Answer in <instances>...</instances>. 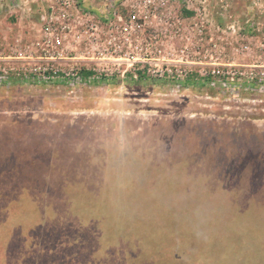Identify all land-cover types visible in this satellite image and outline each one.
Instances as JSON below:
<instances>
[{
    "label": "rangeland",
    "instance_id": "obj_1",
    "mask_svg": "<svg viewBox=\"0 0 264 264\" xmlns=\"http://www.w3.org/2000/svg\"><path fill=\"white\" fill-rule=\"evenodd\" d=\"M0 57V264H264V0H0Z\"/></svg>",
    "mask_w": 264,
    "mask_h": 264
},
{
    "label": "built area",
    "instance_id": "obj_2",
    "mask_svg": "<svg viewBox=\"0 0 264 264\" xmlns=\"http://www.w3.org/2000/svg\"><path fill=\"white\" fill-rule=\"evenodd\" d=\"M46 31H49V27L46 26L45 28ZM59 43V38L57 39V41ZM1 59V57H0ZM31 72H33L34 74L37 75V78L39 80H42V81H48L49 79H56V78H66V75L67 74H57V72L55 70H47L46 68H43L41 70V68H34L33 70H30ZM16 70L13 68V67H7V66H1L0 67V83H3V82H10L12 81V78H14L16 74L20 75L18 72H16ZM217 73L220 74V70H217ZM23 76V78H27V74L26 73H23V75H21V77ZM92 77L95 78V75H92L90 76V78L92 79ZM25 78V79H26ZM79 79H81L79 76H78ZM89 78V79H90ZM90 79V80H91ZM98 79V76L97 78ZM82 80V79H81Z\"/></svg>",
    "mask_w": 264,
    "mask_h": 264
},
{
    "label": "trees",
    "instance_id": "obj_3",
    "mask_svg": "<svg viewBox=\"0 0 264 264\" xmlns=\"http://www.w3.org/2000/svg\"><path fill=\"white\" fill-rule=\"evenodd\" d=\"M186 13H188V14H191V12L190 11H187ZM91 73H90V71H85L84 72V75H86V76H88V75H90ZM91 76V75H90ZM89 76V77H90ZM138 76H142V74H141V71H138ZM18 80H20V81H24L25 82V80H27V79H25V78H18Z\"/></svg>",
    "mask_w": 264,
    "mask_h": 264
}]
</instances>
